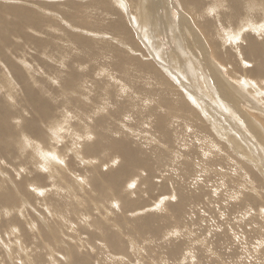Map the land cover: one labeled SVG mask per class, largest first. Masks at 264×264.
I'll return each mask as SVG.
<instances>
[{
	"label": "rangeland",
	"instance_id": "rangeland-1",
	"mask_svg": "<svg viewBox=\"0 0 264 264\" xmlns=\"http://www.w3.org/2000/svg\"><path fill=\"white\" fill-rule=\"evenodd\" d=\"M5 1L9 5L25 4L23 6L27 5V8L33 10H41L46 2V0H0V4ZM104 1L50 0L52 6L44 13H49L47 15L55 19V24L44 23L37 31L23 35L14 33L11 36L13 43H17L18 50L7 49L15 58L25 59L31 64L32 75H26L30 76L28 78L31 82L34 77V81H38L33 90L40 92L46 100L52 99L50 101L54 103L55 107L47 110L49 116L57 115L63 120L62 123L66 121L69 123L68 127L72 125L70 128L75 129L78 138L76 140L73 136L70 137L71 134H66L68 130H65L63 125L61 130L65 134L63 140L53 142L51 139L52 144L57 147L53 148L58 154L57 159L53 158L56 172H52V169L49 171L38 169L39 167L34 165L36 158L32 154L35 150L33 148L37 147L39 143L37 140L42 132L47 131L51 135L47 128L50 122H40V113L36 116L31 106L30 109L27 108L25 100L29 97V91L21 87L20 77L16 79L14 76L16 83H13L8 91H5V86L0 85L1 111L13 112L14 118L22 115L20 116L22 122L24 121L22 124H17L19 122L16 119L9 121L15 125L19 133L25 131L22 132L24 139L29 137V140L33 141L30 147H24L26 149L24 151L18 141L11 142L13 139L11 134L2 131L0 136L2 139H0V264H264V174L245 164L247 159H250L252 164L257 163L251 159L254 156L250 155L249 150L255 143L244 135L250 127L255 131L258 127L264 129V122L256 118L264 114V88L261 89L262 94L258 95H254V90L250 89L252 91L249 92L250 95L257 97L256 102L250 98L247 89L243 91L238 88L241 84L228 80L240 82L243 77L247 78L244 74L245 68L250 71L258 66L253 60L248 59L245 49L248 44L246 41L249 40L257 47L260 43L263 44L264 32L252 29L261 21L264 22V14L258 18L254 17L255 14H250L229 19L228 9L225 8L218 10L219 19L216 15H213L214 18L208 15L210 18L204 16L205 20L203 18L199 20L197 13L192 10L194 26H198H196L198 21L205 27L200 29L209 49H203L201 52L204 55L199 53L200 57L195 55L194 69H191L187 77L189 80L187 78L182 80L179 76L181 70L175 65V60L169 62L171 57L174 58L175 52L182 49L180 44L176 45L174 38L169 39L172 29L163 27L160 30L156 22L150 21L147 27L144 25L146 29L139 24L135 27L129 19L130 15L117 8L114 0L106 1L110 6L114 5L119 14L105 7ZM132 2L134 10L131 7L129 13L132 12L131 14L140 21L139 13L136 16L135 12L138 8L141 9L140 4L134 0ZM181 2L183 3V0ZM213 2L215 1L208 7L213 6ZM84 3L88 5L83 7ZM179 4L182 7L180 1ZM241 9L242 7H237V14ZM172 13L169 12L166 17L172 16L173 21H177L180 18L179 11ZM223 15L226 16L225 19ZM242 16L253 20L249 21L250 24L245 22L241 32L237 29L239 28L237 22ZM227 20L230 22L226 23ZM164 21H161L159 26ZM219 22H222L220 24L223 25L222 29L217 28ZM252 24L256 26L252 28L250 26V29L248 25ZM152 25L154 30L150 28ZM122 26L126 27L127 31ZM230 26H236L239 34L236 31L232 40L228 32ZM150 29L152 35L156 34L154 37L157 38V42L154 45H151L146 37ZM225 29L228 33L224 32ZM244 29H247V32ZM67 31L88 34L91 38V52L87 49L83 54L81 49H70L65 45L68 44V36L64 34ZM204 33H208L211 38ZM126 34L134 37L132 42L126 41ZM236 34L239 40L235 39ZM29 35L48 39L52 44L59 43L62 49L69 53L62 49L54 52L48 45L41 47L42 39H26L25 37ZM200 42L202 44V41ZM156 45H161L158 61L153 48ZM212 46L221 53H216L217 60L213 57L214 61L208 63L205 60L212 55L210 53ZM190 47H195L192 41ZM187 53L189 55L188 50ZM81 55L84 57L82 61L86 63L84 62L85 70H82L84 75L78 80L86 82L89 91L85 93L90 95L88 99H85L87 95L82 98L90 102L82 98L75 102L73 97L81 96L74 95L75 91L66 90L67 87L61 86L62 79L70 72L71 64L67 66L66 63ZM200 60L204 66L213 67L204 68L206 79L202 83L199 76L204 73L200 68H196L199 67ZM44 64L49 67L50 72L44 71ZM153 64L169 77L171 87L177 93L174 95L177 100L182 96L189 100L190 103L186 104L194 112L191 113L185 108L184 99L181 100L183 109L176 106L170 109L164 103L160 105L162 102L159 103V107L156 106L158 98L172 95L169 90H167L169 93L166 92L162 81L152 76ZM215 68L221 72L216 73ZM214 72L215 75L218 74L217 76H223L224 80L221 81L226 87L224 95L220 94L219 88L216 87L217 76H211L214 80L209 76ZM263 72L264 69L261 76L264 75ZM238 74L243 76L240 78ZM208 77L212 81L208 80ZM248 78L259 91L261 83L258 82V86L252 76L249 75ZM191 81L194 83L191 84ZM210 83L212 88L209 86ZM185 90H190L196 99H202L201 102L196 104L191 101L187 98ZM237 99L240 100V104L237 103ZM95 103L97 105H94ZM221 103L223 105H220ZM209 104L216 113L209 109ZM5 105L8 109L2 108ZM228 108L234 112L231 113ZM240 108L255 119L254 123L243 120ZM92 109H96V112L86 114ZM257 112L260 115H256ZM84 113L85 120L76 119L78 115ZM207 113L213 118L222 119L225 128L228 124L233 125L234 128L227 126L228 129L232 128L231 130L227 128L220 130L224 129L225 133L235 132L236 136L232 133L231 142L237 138L242 141L240 145L246 143L242 150L247 154L246 157L249 155L247 158L237 155L231 148V143L218 136L212 125L216 123V118L209 117ZM163 114L166 116L164 124L159 120V116ZM236 116L240 117L243 123ZM100 117L104 119L101 123L99 120L96 121ZM224 120L228 124L224 125ZM94 125H97L99 134H96L97 130H92ZM241 126L243 128L240 131ZM106 132L108 134L110 132V135L106 136ZM249 132L252 133L250 130ZM237 134L241 135L240 138ZM89 136L92 139L89 140ZM118 140L128 149L130 158L127 154L117 152L122 151L121 149L115 151L109 147V143ZM256 151L258 153L259 149ZM57 160L64 163L61 164ZM49 174L54 176L51 180ZM37 177L42 179L36 180ZM118 179L119 184L114 186L112 181ZM41 189L43 191H40ZM113 235L119 240L118 243L114 242V245L111 237Z\"/></svg>",
	"mask_w": 264,
	"mask_h": 264
},
{
	"label": "bare ground",
	"instance_id": "bare-ground-1",
	"mask_svg": "<svg viewBox=\"0 0 264 264\" xmlns=\"http://www.w3.org/2000/svg\"><path fill=\"white\" fill-rule=\"evenodd\" d=\"M115 1V6H117V8L119 7V8H121L120 10H122V12L123 13H125V14H127L128 16H129V19H130V21H131V23L132 24H134V26L135 27H138L137 25L139 24L141 27H143L144 25L147 27L148 26V24H149V21L151 22V23H155L156 22V25H158V27H160V30L164 27V28H168V29H172L171 31H172V33L170 34V36H168L169 37V39H171V37L172 38H174L175 40V42H176V45L177 46H179V44H180V46L182 47V49H180V51H178V52H175L176 54L175 55H173L174 56V58H170L169 59V62L171 63V62H173L174 60V63H175V65L179 68V70H181V75H179L180 76V78L183 80V79H186L189 75H190V73H191V69H194L193 68V63L195 62V57L197 56V57H200V55H199V53H202L201 51L203 50V49H209V47H208V45L206 44V42L207 41H205V39H203L204 37H203V33H201V27H203L202 25H201V23L200 22H198L197 21V24H196V26L197 27H195L194 26V21H193V17H191V15H193V11L192 10H194L196 13H197V16H199V20H200V18L202 19H204L205 17L204 16H207L208 18H210V16H208L207 14H205V10L206 9H208V8H210V7H215L216 9H217V11L215 12V15H216V18H218V17H220V15L218 16V12L220 11V10H225V8H227L228 9V15H227V17L229 18V17H237V16H240V15H250V14H255V16L254 17H260V16H262L263 14H264V0H183V3L181 2V0H179L180 1V3L182 4L181 6L184 8H182V7H180V4H179V1L178 0H134L135 1V3H137V4H140V8L141 9H139L138 8V10H135V12H137V14H136V16H138V13H139V16L141 17V20L139 21L138 19H136V17L135 16H133L131 13L132 12H130L129 13V10H130V8L132 7L133 8V10H134V6H132L133 5V2H132V0H114ZM129 1H130V4H129ZM212 1H215V2H213V6H210V7H208V5L209 4H211V2ZM191 2V3H190ZM34 4V3H33ZM33 4H31V5H33ZM43 4V3H42ZM136 4V6H135V9H137V5ZM23 5H25V4H23ZM23 5H9V4H7L6 3V1H5V3H3V4H0V82L2 83H0V85H1V87L2 86H5V88H6V90L5 91H8L9 89H10V87L12 86V84L14 83H16V80H15V78H14V76H16V79H18V77H20V79H21V82H22V86L21 87H23L27 92H28V95H29V97H26V100H25V102H26V105H27V108L28 109H30V106L32 107V109H33V111L34 112H36V113H34V115L35 114H37L36 116H39L40 117V122H42V121H44V122H50V124L49 125H47V128L51 131V135H49L48 133H47V131L45 132V133H43L42 131V134L41 135H39V140H37L39 143H37V147L36 148H33V149H35L33 152H32V154L34 155V157L36 158V161H35V163H34V165L35 166H37V167H39L38 169H40V168H42L43 170H51L52 169V172H56L54 169V167H53V164H55V162L53 161V158H54V160L55 159H57V157H58V154H57V150H54L53 148H57L56 147V145H53L52 144V142H51V139L53 140V142H56V141H59L60 142V140L64 137V135L65 134H63L62 133V129H63V125L65 126V130H68L67 132H66V134H71L70 135V137L71 136H73L76 140H77V138H78V136H76L77 135V133H75V129H71L70 127L72 126H70V127H68V122H66V121H64L63 123H62V119H60L57 115L56 116H49V114H48V109H50L51 108V110H52V108H53V106H54V103L53 102H51L50 100H52V99H50V98H48L47 96H46V98L47 99H50V100H46L44 97H43V95L40 93V92H36V91H34L33 90V88H34V86L35 85H37L38 84V81L37 80H35L34 81V78H33V82H34V85H33V82H31L30 81V79L28 78V77H30V76H28V75H26V74H29V75H32V73L30 72V67H31V64L30 63H28L25 59H17V58H15L14 56H13V54L12 53H10L9 51H8V49L9 50H18V46H17V43L15 44V43H13L14 41L11 39V36L14 34V33H17V34H21V35H23V34H27V33H29V32H31V31H37L39 28H40V26L42 25V24H44V23H54L55 24V19L53 18V17H50V16H48L47 14H49V13H44V12H47L46 10L47 9H49L51 6H52V3L50 2V0H46V2L44 3V5L41 7L42 9L41 10H39V9H37L39 12H42V14H40L39 12H37V10H33V9H30V7L29 8H27V5H26V7L25 6H23ZM86 5H88L87 3H84V4H82V6L84 7V6H86ZM130 5V6H129ZM212 5V4H211ZM35 6V5H34ZM104 6L105 7H107V8H109L110 10H112L113 12H115V13H118V11H117V8L115 9L114 8V5L113 6H110V4L105 0L104 1ZM242 7V9H241V11L240 12H238L239 14H237V7ZM31 7H33V6H31ZM176 8H178V10H176ZM219 10V11H218ZM179 11V13H180V15L178 16V17H180L179 19H177V21H173V19L172 18H174V17H172V16H170L169 18H167L166 16H168L167 14H169V12L171 13V14H173L172 12H178ZM239 11V10H238ZM194 12V13H195ZM45 15H44V14ZM217 13V14H216ZM225 13V12H224ZM119 14V13H118ZM121 14V13H120ZM226 14V13H225ZM122 15V14H121ZM162 16H165V17H162ZM175 16V15H174ZM176 16H177V14H176ZM182 17H184V18H182ZM195 17V16H194ZM206 17V18H207ZM212 17H213V15H212ZM214 18V17H213ZM226 18V16L225 15H223V19H225ZM172 19V20H171ZM219 19V18H218ZM218 19H216V20H218ZM230 19V18H229ZM165 20V21H164ZM205 20V19H204ZM222 20V19H221ZM251 20H253V19H251L250 17H247V16H242L241 18H240V20L237 22L238 24H239V28H237L238 29V31H239V29L241 30V32H242V30H243V26H244V23L246 22V23H249V21L251 22ZM262 20V19H261ZM161 21H164L160 26H159V23L161 22ZM207 21V20H206ZM210 21V20H209ZM208 21V23H210ZM215 21V20H214ZM225 21V20H224ZM256 21V20H255ZM230 22V20H227V22L226 23H229ZM262 22V21H261ZM146 23H147V25H146ZM222 23V22H221ZM220 22H219V26L217 27V28H220L221 27V29H222V27H223V25H220L221 24ZM254 23V22H253ZM257 22H255V24H256ZM216 23L214 22V25H215ZM250 24V23H249ZM254 24V25H255ZM211 25V24H210ZM228 25H230V24H228ZM246 26H247V24H245ZM253 24L252 25H248V27L250 28V26H251V28H252V26H254ZM259 25V24H258ZM144 26V29H146V27ZM155 26V25H154ZM217 26V25H216ZM215 26V27H216ZM238 26V25H237ZM256 26V25H255ZM157 27V26H156ZM247 27V29H249ZM122 28L125 30V31H127V29H126V27H124V26H122ZM150 28L152 29V30H154V27H153V25L152 26H150ZM203 28H205V27H203ZM207 28V27H206ZM228 28H229V30H231V31H229L228 30ZM227 28V30H228V32H229V37L230 38H232L233 39V37H234V34H235V32L237 31V29H235L236 28V26H230V27H228ZM250 28V29H251ZM254 28H256V27H254ZM254 28L252 29V30H254ZM151 29L149 30V32H148V34H146L147 36L146 37H148V41H150L149 43L151 44V45H154L156 42H157V38H155L154 36L156 35V34H154V35H152L153 33L151 32ZM209 29V28H208ZM216 29V28H215ZM214 29V30H215ZM221 29H220V31H221ZM224 29V28H223ZM232 29H235L234 31H232ZM27 30V31H26ZM30 30V31H29ZM65 31V30H64ZM158 31V30H157ZM204 31H205V29H204ZM226 31V29L224 30V32ZM238 31H237V34H238ZM245 31V30H244ZM249 31V30H248ZM145 32H147V31H145ZM206 32V31H205ZM217 32V31H216ZM227 32V31H226ZM227 32V33H228ZM241 32H239V33H241ZM245 32H247V31H245ZM254 32V31H253ZM252 32V33H253ZM260 33H261V31H259ZM157 33V32H156ZM217 33H219V32H217ZM226 33V34H227ZM256 33L258 34V32L256 31ZM255 33V34H256ZM263 33V32H262ZM61 34V33H60ZM64 34L65 35H67L68 36V44H65V45H68L69 47H70V49H81L82 50V52H83V54H84V51L85 50H89V52H91V50H90V43H91V38L89 37V35L88 34H81V33H74V32H68L67 31V33H65L64 32ZM140 34H142V33H140ZM204 34H207L209 37H210V35L208 34V33H204ZM237 34L235 35V37L237 36ZM62 35H63V32H62ZM206 35V36H207ZM239 35V34H238ZM242 35V34H241ZM259 35V34H258ZM263 35V34H262ZM261 35V36H262ZM142 36V35H141ZM205 36V35H204ZM205 36V37H206ZM23 37H25V36H23ZM66 37V36H65ZM144 37V36H143ZM158 37V36H157ZM167 37V36H166ZM203 37V38H202ZM241 37V36H240ZM26 39H32V38H39V39H42V43L40 44V46L41 47H43V46H51L52 48H53V51L55 52V51H58V50H60V49H62V46L58 43V44H56V42H54L55 44H52L51 42H48V39H43L42 37H35V36H32V37H30V35L27 37H25ZM132 38H134L133 36H131V35H129V34H126L125 35V39H126V41H130V42H132L133 41V39ZM145 38V37H144ZM211 38V37H210ZM222 38V37H221ZM64 39V38H63ZM207 39V38H206ZM223 39V38H222ZM231 39V40H232ZM243 39V38H242ZM256 39V38H255ZM198 41V43H197V41ZM212 40V39H211ZM249 40V39H248ZM257 40V39H256ZM66 41V40H65ZM169 41V40H168ZM193 42L194 43V45H195V47H190V42ZM200 41H202V44H201V42ZM218 41V40H217ZM234 41H236V40H234ZM233 41V42H234ZM240 41H241V39H240ZM244 41V40H243ZM254 41V40H253ZM232 42V41H231ZM248 44L246 45V51H247V53H248V59H250V60H253L254 61V64H256V65H258V66H256L255 68H253V69H251L250 71H248L247 70V68H245V70H244V74H245V76H247V78H245V77H243V79L240 81V82H235V81H232V80H230V79H228L229 81H231L232 83L234 82L235 84H241L240 86H238V88L239 89H242L243 91L245 90V89H247V92H248V95L250 96V98H253V100L255 99V101L257 102V97L255 98L253 95H250V93L249 92H252V91H250V89H252V90H254L253 91V93H254V95H258V93L259 94H262V91H261V89H263L264 88V75L263 76H261L260 74H262V70L264 69L263 68V63H264V51H262L261 49H264V47H262L263 45H264V42H262L263 44H259L260 46H255V44L254 43H250V40L249 41H246ZM61 43V42H60ZM213 43V42H212ZM234 43H236V42H234ZM239 43V42H238ZM166 44V43H165ZM231 44V43H230ZM64 44H63V46H65ZM201 45H202V49H201ZM224 45V44H223ZM235 45V44H234ZM239 44H237L236 46H238ZM256 45H258V44H256ZM160 46L161 45H156V46H154L153 48H154V55L156 56V59H157V61L159 60V54H160ZM163 46V45H162ZM232 46H233V43H232ZM67 47V46H66ZM239 47V46H238ZM262 47V48H261ZM8 48V49H7ZM68 48V47H67ZM233 48V47H232ZM218 49H220V48H218ZM222 49V48H221ZM238 50H239V48H237ZM187 50L189 51V55H188V53H187ZM62 51H65V53H69V51H67V50H63L62 49ZM204 51V50H203ZM240 51V50H239ZM78 52V51H77ZM86 52V51H85ZM220 52V51H219ZM219 52H217V49H216V47L215 46H212V50L210 51V53L212 54L211 56H210V58H206V62H208V63H212L214 60H213V57H215V56H217L216 55V53H219ZM196 53V54H195ZM208 53V52H207ZM221 53V52H220ZM223 53H225V52H223ZM236 53V52H235ZM56 54H59V53H56ZM71 54V53H70ZM88 54V53H87ZM86 54V55H87ZM241 54V53H240ZM193 57H192V56ZM196 55V56H195ZM202 55H204L203 53H202ZM63 56H65V55H63ZM75 56V55H74ZM206 56V55H205ZM226 56V55H225ZM235 56V55H234ZM238 56V55H237ZM77 59H75V58H73L71 61H69L68 63H66L67 64V66H68V64H71L70 65V72H69V74L67 75V76H65L63 79H62V84H61V86L64 88V87H67V89L66 90H71L72 92L73 91H75L74 92V95L75 94H78V95H80L81 97H73L74 98V101L75 102H78V100L80 99V98H82V97H84V96H86L87 94V91H89V89H88V87H87V85H86V82L85 81H82V79H81V81H79L78 79L79 78H81L83 75H84V73H82V70L85 68V63L82 61V59L84 58L83 57V55H81V57L80 56H77L76 57ZM201 58H203V57H201ZM155 59V60H156ZM204 59V58H203ZM214 59H216V57L214 58ZM219 59V58H218ZM164 60V59H163ZM217 60V59H216ZM166 62V61H165ZM218 62V61H217ZM232 62V61H231ZM219 63V62H218ZM161 64V63H160ZM155 64H153V73H152V76L153 77H155V79L157 78L159 81H162V86L163 87H165V90H166V92H167V90H169L170 91V95H172V96H169V97H160V98H158V101H156L155 103L157 104L156 106L157 107H159V103H161L162 102V104H160V105H163V103L167 106V107H169L170 109H172L173 107H177L178 109L179 108H181V109H183L182 107V103H181V100L182 99H184V97L182 96V98L180 99V100H177V98L174 96V95H176L177 93H175V91H174V89H172V87H171V81H170V79H169V77L167 76L166 77V75L160 70L159 71V69H158V66L156 65V67L154 66ZM199 65V67H196V68H200L202 71H203V75H201V76H199V79H200V81H201V83L206 79V77L204 76L205 75V70H204V68H208V69H213V67L212 66H210V65H208V66H204V64H203V61L202 60H200V64H198ZM163 66H165V65H163ZM172 66V65H171ZM174 66V65H173ZM197 66V65H196ZM236 66V65H235ZM222 67H224V66H222ZM43 68H44V71L45 72H50L51 70L49 69V67H47V65L46 64H44V66H43ZM178 68H176V69H178ZM236 68V67H235ZM161 69V68H160ZM163 69V68H162ZM230 69V68H229ZM228 69V70H229ZM85 70V69H84ZM198 70V69H197ZM215 70H217L216 68H215ZM225 70H227V69H225ZM225 70H223V71H225ZM232 71V70H231ZM207 72V71H206ZM221 72V71H220ZM219 72V69L217 70V72L216 73H220ZM248 72V73H247ZM175 73H177V72H175ZM180 73V72H179ZM198 73V72H197ZM208 73V72H207ZM215 72H214V74H210L209 76L211 77H214V76H217V75H215L216 74ZM229 73H230V71H229ZM234 73H235V71H234ZM239 73V72H238ZM264 73V72H263ZM202 74V73H201ZM168 75H170V74H168ZM176 75V74H175ZM229 75V74H228ZM237 75V74H236ZM238 75H240V74H238ZM252 76V78H254V81L256 82H254L256 85H258L259 86V84H258V82H260L261 83V85H260V87H259V91H258V89L256 88V86L254 85V84H252V82L250 83L249 81H250V79L248 78V76ZM243 76V75H242ZM241 75H240V78L242 77ZM211 77V78H212ZM223 76L221 75V76H217V78H218V81L217 80H215V82L217 83H215L217 86V88H219L218 90L220 91V94H225L224 93V91H226V87H225V85L224 84H222V81H221V79H223L222 78ZM226 77V76H225ZM229 77H231V75L229 76ZM173 78V77H172ZM228 78V77H227ZM236 78H237V76H236ZM252 78H251V80H252ZM173 79H175V78H173ZM213 79V78H212ZM152 80V79H151ZM182 80H180L181 82H182ZM187 80H189L188 78H187ZM208 80H211L209 77H208ZM214 80V79H213ZM224 80V79H223ZM180 81H178V83L180 82ZM212 81V80H211ZM238 81H239V79H238ZM253 81V80H252ZM12 82V83H11ZM225 82V81H224ZM173 83V82H172ZM194 82H192L191 81V84H193ZM200 83V84H201ZM160 84V85H161ZM183 84H184V82H183ZM178 85V84H177ZM204 85V84H203ZM228 85V84H227ZM181 86V85H180ZM186 86V85H185ZM188 86H189V84H188ZM187 86V87H188ZM205 86H207V85H205ZM209 86L212 88V86H211V83L209 84ZM208 86V87H209ZM204 87V86H203ZM202 87V88H203ZM186 88V87H185ZM205 88V87H204ZM8 89V90H7ZM35 89V88H34ZM160 89V88H159ZM188 89H190L189 87H188ZM1 90V89H0ZM154 90V89H153ZM177 90V92H180V91H178V89H176ZM193 91H194V89H192ZM196 90V89H195ZM209 90H210V88H209ZM169 91L167 92V93H169ZM185 91H187L186 92V94H187V98H189L191 101H193V102H195L196 104H199V102H201V100L202 99H196L193 95H192V93H191V91L190 90H185ZM215 91V90H214ZM11 92V91H10ZM86 92V93H85ZM195 92V91H194ZM196 92H198V91H196ZM182 93V92H181ZM184 93V92H183ZM236 93V92H235ZM252 93V94H253ZM73 94V93H72ZM197 94V93H196ZM27 95V94H26ZM68 95V94H67ZM90 95V94H89ZM89 95H87L86 97H85V99L87 98L88 99V97H89ZM222 95V96H223ZM237 95V94H236ZM185 96V95H184ZM238 96H239V93H238ZM198 98H199V93H198V96H197ZM226 97V96H225ZM227 97H229V98H231L230 96H227ZM241 99H242V97L241 96H239ZM262 97V96H261ZM29 98V99H28ZM70 98H72V97H70ZM203 98H204V96H203ZM244 98H245V96H244ZM250 98H248L249 100H250ZM2 99V98H1ZM82 99H84V98H82ZM84 99V100H85ZM234 99H236V98H234ZM259 99V98H258ZM28 100V101H27ZM177 102H176V101ZM233 100V99H232ZM243 100V99H242ZM241 100V101H242ZM253 100H251V101H253ZM1 101V100H0ZM86 102L88 101V100H85ZM187 100H185L184 99V105H185V108L186 109H188V111H190L191 113L192 112H194L193 111V109H191V107L189 106V105H187L186 103H190V102H186ZM205 101L206 100H204V103H205ZM207 101H208V98H207ZM211 101V100H210ZM209 101V102H210ZM255 101H254V103H255ZM260 101H262V99L260 100ZM3 102V101H2ZM55 102V101H54ZM88 102H90V101H88ZM183 102V101H182ZM203 102V101H202ZM231 102V101H230ZM234 102V101H233ZM232 102V104H234ZM240 102V100L238 101V99H237V103L238 104H240L239 103ZM245 102V101H244ZM178 103V104H177ZM246 103V102H245ZM18 104H20L21 105V103H18ZM202 104V103H201ZM200 104V105H201ZM206 104V103H205ZM205 104H204V106H205ZM216 104V103H215ZM248 104V103H247ZM253 104V103H252ZM259 104V103H258ZM94 105H97L96 103L94 104ZM119 105H120V103H119ZM164 105V106H165ZM191 105V104H190ZM210 105V107H209V109H211L212 111H214V109H212L211 108V104H209ZM220 105H223V103H221ZM203 106V107H204ZM207 106V105H206ZM237 106V105H236ZM252 106V105H251ZM255 106V105H254ZM258 106V105H257ZM55 107V106H54ZM96 107V106H95ZM99 107H100V105H99ZM201 107H202V105H201ZM200 107V108H201ZM214 107V106H213ZM216 107H217V104H216ZM221 107V106H220ZM220 107H219V109H220ZM248 108H249V106H247ZM2 108H5V109H8V107L5 105V106H2ZM164 108V107H163ZM168 108V109H169ZM222 108V107H221ZM237 108V107H236ZM257 108V107H256ZM255 108V109H256ZM259 108V107H258ZM257 108V109H258ZM31 109V110H32ZM215 109H217V108H215ZM229 109V108H228ZM256 109V110H257ZM56 110V109H55ZM202 110V112H203V108L201 109ZM205 110V109H204ZM230 110V109H229ZM236 110V109H235ZM240 110V113H241V116H242V118H243V120H248V121H250V123L252 122V123H254V120L255 119H253V118H251V117H249V115L244 111V110H242V108H240L239 109ZM169 111V110H168ZM220 111L221 110H219V113H220ZM238 110H236V112H237ZM258 111V110H257ZM92 112H96V109H92L91 110V112L89 111L88 113H86V114H89V113H92ZM215 112V111H214ZM227 113H229V111H226ZM230 112L231 113H233L234 111H232V110H230ZM81 113V112H80ZM85 113L83 114V115H78L77 117H76V119L77 120H85ZM204 113V112H203ZM216 113V112H215ZM239 113V112H238ZM48 114V115H47ZM205 114H206V112H205ZM208 114V113H207ZM218 114V113H217ZM230 114V113H229ZM257 114H259L260 115V113H256V115ZM54 115V114H53ZM208 115H210V113L208 114ZM213 115V114H212ZM224 115H225V112H224ZM228 115V114H227ZM226 115V116H227ZM231 115H233V114H231ZM255 115V114H254ZM20 116H22V115H20ZM20 116L18 115V117H16V118H14V115H13V112H8L7 113V111H4V112H2L1 111V108H0V136L2 135V131H5L8 135L9 134H11V136H12V141L11 142H15V141H18V143H20L21 144V146H20V148H23L24 149V147L25 148H28V147H30L31 146V144H32V142H31V140H29V137H28V139L27 138H23L22 137V132H25V131H20V133H19V131H17V128L15 127V125L13 126V124H12V122H10L9 120H13V119H16L17 120V122H19V123H17V124H22L23 122H22V119L20 118ZM207 116V115H206ZM205 116V117H206ZM216 116V115H215ZM226 116H224V117H226ZM98 117H99V115H98ZM209 117H211V118H213L211 115L209 116ZM208 116H207V118H209ZM221 117V116H220ZM237 118H238V116H236ZM210 118V119H211ZM216 118V117H215ZM215 118H213V119H215ZM233 118H234V115H233ZM256 118L258 119H260V121H262V122H264V114H261V116H256ZM103 118H101L100 117V119H98L97 118V122H98V120L100 121V123H101V120H102ZM205 119V118H204ZM210 119L208 120V121H210ZM239 120L241 119L240 117L238 118ZM36 120V119H35ZM104 120V119H103ZM159 120L161 121V123H163V122H165L166 121V116L163 114V115H160L159 116ZM207 120V119H206ZM212 120V119H211ZM216 120V123L215 124H212L213 126H214V128L215 129H213L214 131H216L217 132V134H218V136L220 137V138H222V139H226L229 143H231V148L232 149H234V151L237 153V155L238 154H240V156L242 155V158H247L245 155H247V154H244L245 152L242 150V149H244V147H243V145L244 144H246V143H244V144H242V145H240L241 144V140H238L237 138L235 139V137L234 136H236L235 135V132L234 131H227V133L228 132H230L231 134V136L229 135V133L227 134V133H225L224 131L226 130V128H227V130H231L232 128H230V129H228V122L226 123L225 122V120H224V122H225V124L224 125H226V124H228L227 126H226V128L225 127H223V120L222 119H218V118H216L215 119ZM229 120H231L230 119V116H229ZM234 120V119H233ZM238 120V121H239ZM93 121H94V118H93ZM236 121V120H235ZM241 122H242V120H240ZM240 121L238 122L239 123V125H241V123H240ZM257 121V120H256ZM256 121H255V123H256ZM75 122V121H74ZM73 122V123H74ZM214 122V121H213ZM258 122V121H257ZM238 123H236V125L237 126H239L238 125ZM243 123V122H242ZM245 123V122H244ZM259 123V122H258ZM257 123V124H258ZM72 124V123H71ZM107 124V123H106ZM164 124V123H163ZM252 125V124H251ZM262 125V123H260V126ZM264 125V124H263ZM43 126V125H42ZM229 126H231V124L229 125ZM259 126V125H258ZM231 127H233V125L231 126ZM243 127H244V125H243ZM242 126L240 127V131L242 130L241 128H243ZM264 127V126H263ZM262 127V128H263ZM221 128H225V130L223 131H221L220 129ZM234 128V127H233ZM238 128V127H237ZM36 129V128H35ZM97 130V125H94V128H92V130ZM239 129V128H238ZM245 129V128H244ZM30 130V129H29ZM102 130V129H101ZM234 130V129H233ZM249 130L252 132V133H250L249 132ZM249 130H247L248 132H245V134H244V132H243V134L247 137V138H249V139H251V140H253L254 142L253 143H255L253 146H251V148L249 149L250 150V155L251 156H254V157H252L251 158V156L249 157V158H251V159H254V160H256V163L257 164H252L253 162L250 160V159H247V160H245V164H247V166H252V168L253 169H257L258 171H260L262 174H264V129L263 130H261L260 129V127H258L257 129H256V131H255V129H253V127H250V129ZM64 131V130H63ZM106 131V130H105ZM104 131V132H105ZM188 131V130H187ZM246 131V130H245ZM103 132V133H104ZM108 132V131H107ZM106 132V136H108V135H110V132H109V134ZM232 133H233V137H234V141L233 142H231V139H232ZM29 134V133H28ZM96 134H99V131L97 130L96 131ZM102 134V132L100 133V135ZM4 135H6V134H4ZM7 135V136H8ZM89 135V134H88ZM239 134H237V136H238ZM24 136H25V134H24ZM51 136V137H50ZM76 136V137H75ZM80 136V135H79ZM241 136V135H240ZM240 136H238L239 138H240ZM10 137V136H9ZM26 137V136H25ZM38 137V136H37ZM104 137H105V135H104ZM101 138H103V135L101 136ZM100 138V139H101ZM244 138V137H243ZM1 139V138H0ZM74 139V140H75ZM109 139H111V138H109ZM2 140V139H1ZM15 140V141H14ZM35 139H34V141H36ZM63 140V139H62ZM73 140V141H74ZM102 140V139H101ZM102 141H104V140H102ZM106 142H107V140H105ZM123 141V140H122ZM11 142H9V143H11ZM79 142V141H78ZM244 142V141H243ZM34 143H36V142H34ZM77 143V142H76ZM12 144V143H11ZM79 144V143H78ZM100 144H102V143H100ZM122 144V145H121ZM16 145V144H15ZM41 145V146H40ZM103 145V144H102ZM110 145V146H109ZM109 147L110 148H112V149H114L115 151L116 150H118V149H121L122 151H117L118 153H120V154H127L128 155V153L129 152H127L128 151V149L127 148H125L124 146V144L122 143V142H120V140H118L117 142H112V143H109ZM230 145V144H229ZM17 146V145H16ZM36 146V145H35ZM80 146V145H79ZM87 146V145H86ZM101 146V145H100ZM106 146V145H105ZM247 146V145H246ZM18 147V146H17ZM96 147H98V146H96ZM102 147V146H101ZM130 147V146H129ZM128 147V148H129ZM247 147H249V146H247ZM45 149H47V150H45ZM73 150H75L74 148H72ZM77 149H79V148H77ZM89 149V148H88ZM99 149V148H98ZM257 149H259V152L257 153ZM21 150V149H20ZM97 150V149H96ZM24 151H26V149H24ZM89 151V150H88ZM98 151V150H97ZM243 151V152H242ZM86 152V151H85ZM45 154H47V158H45ZM57 154V155H56ZM76 154H79V153H76ZM75 154V155H76ZM82 154V153H81ZM80 154V155H81ZM249 154V153H248ZM253 154V155H252ZM79 155V157H81ZM126 155V156H127ZM84 156V155H83ZM133 156H134V153H133ZM244 156V157H243ZM128 157H129V155H128ZM130 158V157H129ZM137 158V157H136ZM141 158V157H140ZM144 158V157H143ZM59 159H60V156H59ZM64 159V158H63ZM81 159V158H80ZM142 159V158H141ZM149 159V158H148ZM232 159V158H231ZM132 160H133V158H132ZM136 160V159H135ZM145 160H147L146 158H145ZM144 160V161H145ZM150 160V159H149ZM244 160V159H243ZM242 160V161H243ZM58 161V160H57ZM127 161V160H126ZM138 161V160H137ZM141 161V160H140ZM148 161V160H147ZM232 161V160H231ZM234 161V160H233ZM232 161V162H233ZM246 161H248V163H246ZM54 162V163H53ZM58 162H60V161H58ZM57 162V163H58ZM66 162V161H65ZM123 162V161H122ZM131 162V161H130ZM250 163V164H249ZM124 164V163H123ZM135 164V163H134ZM235 164V163H234ZM236 164H238V163H236ZM243 164V163H242ZM33 165V166H34ZM66 165V164H65ZM65 165H63V166H65ZM34 166V167H35ZM55 166V165H54ZM57 166H59L58 164H57ZM125 166V165H124ZM245 166V165H244ZM243 166V167H244ZM56 167V166H55ZM68 167V166H67ZM31 168V167H30ZM69 168V167H68ZM125 168H126V166H125ZM130 168V167H129ZM35 169V168H34ZM64 169V168H63ZM127 169V168H126ZM131 169V168H130ZM56 170H57V168H56ZM124 170V169H123ZM64 171V170H63ZM32 172H33V170H32ZM38 172V171H37ZM59 172V171H58ZM126 172V171H125ZM227 172V171H226ZM49 173V172H48ZM47 173V174H48ZM62 173V172H61ZM70 173V172H69ZM127 173H129V172H127ZM249 173V172H248ZM51 174V173H50ZM49 174V179L51 180L53 177L51 176ZM64 174V173H63ZM112 174L113 175H115L113 172H112ZM55 175V174H54ZM61 175V174H60ZM259 175V174H258ZM257 175V176H258ZM56 176H59V175H57L56 174ZM81 176V175H80ZM115 176H117V175H115ZM120 176V175H119ZM239 176V175H238ZM264 177V176H263ZM114 178V177H113ZM117 177H115V179H116ZM36 180H41L42 178L41 177H37V178H35ZM48 179V180H49ZM59 179H60V176H59ZM85 179V178H84ZM251 179V178H250ZM263 179V178H262ZM62 180V179H61ZM108 180H110V176L108 175ZM119 180L120 179H118V180H113L112 181V184L115 186L116 184H119ZM239 180H240V178H239ZM264 180V179H263ZM55 181V180H54ZM34 182H36V181H34ZM77 182V181H76ZM81 182V181H80ZM82 182H84V181H82ZM81 182V183H82ZM233 182V181H232ZM239 182V181H238ZM55 183H56V185H58L57 183L58 182H56L55 181ZM34 184H36V183H34ZM84 184V183H83ZM103 186H105V185H103ZM237 188V187H236ZM40 191H43V189H41ZM84 193V192H83ZM255 194V193H254ZM252 196V195H251ZM258 199V198H257ZM262 199V198H261ZM260 199V200H261ZM164 202H165V200H164ZM254 202V201H253ZM160 204H162V203H160ZM159 206V205H158ZM165 206V205H164ZM164 206L162 207V206H160V207H162V208H164ZM251 209V208H250ZM167 212V211H166ZM146 223L148 222V220H146L145 221ZM137 227V226H136ZM112 237V244L114 245V242L115 243H118L117 241H119L118 240V238L116 237V236H111ZM86 240V239H85ZM131 241V240H130ZM263 244V243H262ZM241 246V245H240Z\"/></svg>",
	"mask_w": 264,
	"mask_h": 264
},
{
	"label": "snow or ice",
	"instance_id": "snow-or-ice-1",
	"mask_svg": "<svg viewBox=\"0 0 264 264\" xmlns=\"http://www.w3.org/2000/svg\"><path fill=\"white\" fill-rule=\"evenodd\" d=\"M210 15H215V9H212V10L210 11ZM244 30L246 31L247 29H244ZM254 30L264 32V22H261V23H260V24H259ZM231 39H232V38H230V40H231ZM235 39H236V40H239V36L237 35V36L235 37ZM246 66H247V67H251V65H246ZM88 139L90 140V139H92V137L89 136ZM60 163L63 164L64 162L61 160ZM117 207H118V205H117Z\"/></svg>",
	"mask_w": 264,
	"mask_h": 264
},
{
	"label": "clouds",
	"instance_id": "clouds-1",
	"mask_svg": "<svg viewBox=\"0 0 264 264\" xmlns=\"http://www.w3.org/2000/svg\"><path fill=\"white\" fill-rule=\"evenodd\" d=\"M212 9H215V12L217 11V9L215 7H210V8H208V9L205 10V14L210 15V11ZM45 158H47V154H45Z\"/></svg>",
	"mask_w": 264,
	"mask_h": 264
}]
</instances>
